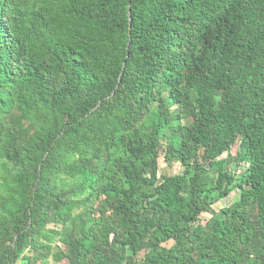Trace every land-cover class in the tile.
Returning <instances> with one entry per match:
<instances>
[{
  "label": "trees",
  "instance_id": "trees-1",
  "mask_svg": "<svg viewBox=\"0 0 264 264\" xmlns=\"http://www.w3.org/2000/svg\"><path fill=\"white\" fill-rule=\"evenodd\" d=\"M27 251L264 264V0H0V264Z\"/></svg>",
  "mask_w": 264,
  "mask_h": 264
},
{
  "label": "rangeland",
  "instance_id": "rangeland-1",
  "mask_svg": "<svg viewBox=\"0 0 264 264\" xmlns=\"http://www.w3.org/2000/svg\"><path fill=\"white\" fill-rule=\"evenodd\" d=\"M175 110V109H174ZM183 123L185 122L182 121ZM171 143H173V138L169 137ZM162 144V148L159 152V156L157 159V176L158 177H163V176H174V175H178L181 174L183 172V168L180 167L177 163L175 162H165L164 161V153H165V147H166V143L165 142H161ZM237 151V144H235L231 150L226 154L222 155V159L225 158L226 156H229V159H233L235 154ZM232 162V161H231ZM245 166L241 165L240 167L236 166V163L233 161L231 163V165L229 166V170L233 171L235 174H239L242 169H244ZM239 195V192L237 190H234L233 192H231L228 196L218 200L212 207V209L215 212H219L222 208H226L228 207L230 204H232L234 201L237 200ZM209 215L207 214H202L199 217L198 220V224H204L208 219H209ZM52 228V227H50ZM172 245V242H166L164 244H162V246L164 248H169ZM63 247L59 244H55L54 246H52V254H56V253H60L62 252ZM146 251H141L137 257H136V261L137 262H141L144 259V255H145ZM28 256V257H27ZM33 253L30 251L26 252V258H21L17 264H41V261L36 260V259H32ZM45 264H65L64 261L62 262H54L53 259L49 256L48 259L46 260Z\"/></svg>",
  "mask_w": 264,
  "mask_h": 264
}]
</instances>
